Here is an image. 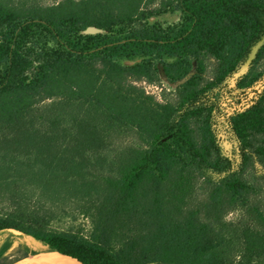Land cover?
<instances>
[{
  "label": "trees",
  "instance_id": "1",
  "mask_svg": "<svg viewBox=\"0 0 264 264\" xmlns=\"http://www.w3.org/2000/svg\"><path fill=\"white\" fill-rule=\"evenodd\" d=\"M38 1L0 0V199L16 207L0 233L47 250L7 243L0 264H264V0H81L61 15ZM167 14L178 20L151 21ZM91 26L108 33L81 34ZM62 69L115 95L127 76L176 89L139 115L61 90ZM68 203L95 212L92 240L26 225L28 207Z\"/></svg>",
  "mask_w": 264,
  "mask_h": 264
},
{
  "label": "rangeland",
  "instance_id": "2",
  "mask_svg": "<svg viewBox=\"0 0 264 264\" xmlns=\"http://www.w3.org/2000/svg\"><path fill=\"white\" fill-rule=\"evenodd\" d=\"M66 0H39V4L50 15H61L67 12L74 11L75 3L81 0H71L68 4L64 3ZM158 5H142V9H154ZM162 24L175 23L178 20V15H164L156 19ZM54 82L61 90L80 89L83 91L91 92L98 97H101L115 107L129 113L139 115L148 114L152 115V109L157 103H163L165 93L170 98L176 89V85L170 84L166 79H163L160 86L148 83L146 80L125 77L123 87L125 90L118 92L115 95L109 86L103 83V78L100 75L88 76L82 72L74 69H62L54 77ZM128 91L131 94H128ZM170 94V95H169ZM218 141L225 154L234 156L236 143L231 136L225 120L220 119L217 125ZM14 207L9 201L0 199V216H6L14 213ZM86 205L78 204H64L60 206L47 207L41 209L38 206L28 207V210L22 211L24 218L29 222L26 224L44 230L46 232L55 233L59 235H72L75 237L85 238L92 240L95 235V220L96 214L92 210L88 211ZM242 219L240 212H234L227 217L228 222H239ZM11 229L0 233V250L1 248L10 243L11 250L8 254L12 253L13 249L18 245H24L33 251L44 253L47 248L33 238L25 235H20ZM117 250V249H116ZM43 256V255H42Z\"/></svg>",
  "mask_w": 264,
  "mask_h": 264
},
{
  "label": "water",
  "instance_id": "3",
  "mask_svg": "<svg viewBox=\"0 0 264 264\" xmlns=\"http://www.w3.org/2000/svg\"><path fill=\"white\" fill-rule=\"evenodd\" d=\"M155 20H156V18L151 19L152 22H154ZM107 33L108 32L106 30H104L102 28L95 27V26H91V27H89L86 30H83L81 32L82 35H87V36L88 35H93V36L105 35ZM261 44H259L254 49L253 54H252V58L254 57L256 51L261 46ZM138 62H140V60ZM136 63H137L136 61H124L123 65L129 67V66H134ZM15 232L20 234V235H23V233L20 231H15ZM14 264H85V263H83L79 259H76L73 257H68V256H63L60 254H57V255L56 254H41L39 256H32L27 260L17 262Z\"/></svg>",
  "mask_w": 264,
  "mask_h": 264
}]
</instances>
